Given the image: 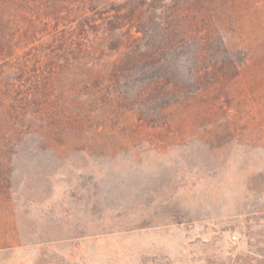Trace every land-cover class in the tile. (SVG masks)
Instances as JSON below:
<instances>
[{"label":"rangeland","instance_id":"374dc122","mask_svg":"<svg viewBox=\"0 0 264 264\" xmlns=\"http://www.w3.org/2000/svg\"><path fill=\"white\" fill-rule=\"evenodd\" d=\"M0 264H264V0H0Z\"/></svg>","mask_w":264,"mask_h":264}]
</instances>
